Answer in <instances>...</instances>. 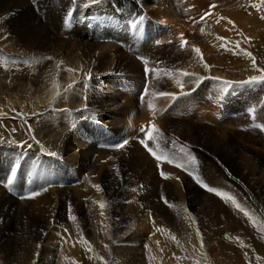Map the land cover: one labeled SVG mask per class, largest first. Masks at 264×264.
Wrapping results in <instances>:
<instances>
[{
  "label": "bare ground",
  "instance_id": "1",
  "mask_svg": "<svg viewBox=\"0 0 264 264\" xmlns=\"http://www.w3.org/2000/svg\"><path fill=\"white\" fill-rule=\"evenodd\" d=\"M254 7L0 0V264L246 259V228L264 227Z\"/></svg>",
  "mask_w": 264,
  "mask_h": 264
},
{
  "label": "rangeland",
  "instance_id": "2",
  "mask_svg": "<svg viewBox=\"0 0 264 264\" xmlns=\"http://www.w3.org/2000/svg\"><path fill=\"white\" fill-rule=\"evenodd\" d=\"M255 1H256V3H253ZM249 4H256V7H254V10H255L254 12H252V13L249 12L247 14V16H245V20L249 21V23H251V21H252V25L251 24L247 25V30H250V29L255 30L258 27L259 30H262V32H264V23H263L264 20L263 21L261 20V19H264V0H249ZM221 23H224L225 27L227 29L230 28L232 31L234 30V28L237 29V24H235V21H227V22L221 21ZM258 28L256 29V31H259ZM243 38L248 39V33H247V35L243 34ZM248 45L249 44H245L244 50H247V51L249 50L250 47ZM214 221H218V218L215 217ZM215 224H214L215 229H222L223 228V226L215 225ZM256 226L257 225H251L250 228H246V230H245V234L248 237V243H247L248 247L246 246V248H245V258L246 259L242 258V262H241L242 264H252L254 255L256 256L258 254L261 255L259 257L256 256L258 259H260V260L264 259V240L263 239L259 240L258 239L259 237L258 238L254 237L256 233H261L262 231H264V227L263 226H260V227L257 226L256 227ZM258 242H259V245L256 246V243H258ZM190 261L191 260H189L187 258H183V262L181 264H191ZM226 261H228L227 262L228 264H241L240 262H238V260H235V261L234 260H231V261L226 260ZM171 263H174V261H172ZM195 264H203V262L201 261V262H198Z\"/></svg>",
  "mask_w": 264,
  "mask_h": 264
},
{
  "label": "snow or ice",
  "instance_id": "3",
  "mask_svg": "<svg viewBox=\"0 0 264 264\" xmlns=\"http://www.w3.org/2000/svg\"><path fill=\"white\" fill-rule=\"evenodd\" d=\"M195 51H197V52H199V49H195ZM69 71H71V69H69ZM154 127V126H153ZM149 139H151V133H149ZM146 147H147V145H145ZM149 151L151 152L152 151V149L151 148H149ZM154 155H155V153H153ZM157 159H160V157H157ZM198 183L200 182L199 180L197 181ZM203 187H207L206 185H202ZM208 191H214L213 189H211V188H208L207 189ZM217 194H219V193H217ZM228 199H232L231 197H228ZM233 203H235V201L233 200ZM100 207L101 208H103V207H105V205L104 204H101L100 205ZM237 207L239 208V205L237 204ZM74 219V218H73Z\"/></svg>",
  "mask_w": 264,
  "mask_h": 264
}]
</instances>
